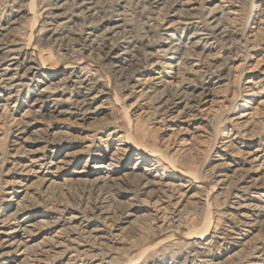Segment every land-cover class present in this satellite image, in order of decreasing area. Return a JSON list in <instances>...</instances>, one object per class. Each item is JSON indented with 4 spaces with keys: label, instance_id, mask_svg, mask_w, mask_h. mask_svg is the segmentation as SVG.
<instances>
[{
    "label": "rangeland",
    "instance_id": "374dc122",
    "mask_svg": "<svg viewBox=\"0 0 264 264\" xmlns=\"http://www.w3.org/2000/svg\"><path fill=\"white\" fill-rule=\"evenodd\" d=\"M184 1L177 13L188 24L181 26L171 17L173 0H102V15L121 13L129 33L117 41L116 53L129 52L120 63L130 78L123 84L101 54L77 44L59 49L43 38L46 11L65 4L69 16L70 0H0V57L24 65L34 59L52 70L70 65L98 81L95 99L80 110L72 107L75 89L45 72L0 88V222L16 203L45 218L48 225L33 241L38 254L44 251L40 264L62 262L53 256L60 252L57 232L60 243L87 260L74 264L98 258L106 264H264V0ZM81 24L75 21L72 31ZM213 24L226 31V40L209 30ZM176 42L187 47L182 60L170 59ZM13 62L0 68H15ZM45 90V99L32 103ZM129 140L154 151L144 165L161 176L160 191L130 177L140 155L123 152ZM114 152L117 159L110 160ZM33 157L53 162L51 184L23 169ZM98 165L113 172L114 185L93 183ZM216 174L225 181L220 189ZM23 189L25 195L14 194ZM70 217L79 218L71 227ZM207 227L206 240H185ZM0 264L15 263L3 256Z\"/></svg>",
    "mask_w": 264,
    "mask_h": 264
},
{
    "label": "bare ground",
    "instance_id": "6f19581e",
    "mask_svg": "<svg viewBox=\"0 0 264 264\" xmlns=\"http://www.w3.org/2000/svg\"><path fill=\"white\" fill-rule=\"evenodd\" d=\"M70 1H71L70 3L72 6V9H71L69 16H66L68 13H66V10L64 9L65 4L57 3V4H55V6L50 11H48V10L46 11L47 12V16H45L46 22H44V26L41 28V30L44 29L43 38L47 37V39H46L47 42L48 43H51V42L54 43L55 46L58 47L59 49L62 46L68 47L71 44L72 45L77 44L78 46H81L82 50H84V51L91 52V53L95 52L96 54H101L103 60L113 63L112 67L116 69V72H117L116 74L118 75L117 78L119 79V81H124L122 83L127 84L130 78H128L127 74L124 72V69L121 68L120 63L127 60V58H128L127 55L129 54V52L126 50V51H122L120 53H116L117 49L120 47L119 43L117 42L118 37L120 36V33L121 32H122L121 34H123L124 32L128 33V31H126V29H125L126 24L124 23V20L120 17V16H122V14L115 12L116 14L105 18L102 15L103 14L102 10L104 9L102 0H70ZM160 1H162V0H156L157 3H159ZM186 2L184 0H173V2H172L173 8L171 10V14H172L171 17L177 18L178 19L177 24H180L181 26L187 25L188 23H186V22L188 21V19H186V18L179 19L180 17L178 16L177 12L180 13L182 11H180V9H179V11H177V10H178V8H183L186 5ZM67 7H69V6H67ZM220 9H221V7H220ZM221 12H223V11H221ZM211 13H212V10H211ZM224 14H226V13H224ZM181 15L183 16L182 13H181ZM192 15H194V14H192ZM210 16L211 15H209V19H211ZM64 19H66L65 22L59 23V24L57 23V22L64 20ZM75 21H80L82 23L81 24L82 28H80V29L78 28V30L72 31L71 25L74 24ZM213 21H214V19H213ZM120 22H122V23H120ZM35 24L36 23H34V25L32 27L36 26ZM216 24H218V22ZM102 27H104L102 32L98 33V31L101 30L100 28H102ZM41 30H39V31H41ZM209 30H213L215 32L216 36L221 38L222 40H226L228 38L226 31L224 29H222L221 27H219L218 25L214 26V24H213V27L210 28ZM32 31H33V28L31 30L29 42L26 43V45L23 49V53H25L26 51L29 50L30 41L32 39L31 38ZM205 35L207 36V34H204V36ZM212 36H213V34H212ZM111 37H116V39H113L114 41L112 43H108ZM124 37H122L121 43L125 40ZM120 38L121 37H119V39ZM189 38H190L189 39L190 43L193 46L194 45L197 46L196 44H198V41H196V39H199V38L195 37L194 35H191V37H189ZM42 40L44 42V39H42ZM3 45L4 44L2 42H0V53H2L4 50V48H2ZM186 49H187V47L184 43L176 42L175 44H173V46L170 50V59L171 58H178V56L181 58V60L184 59ZM64 50L66 51V48H64ZM3 54L6 55L5 52ZM85 58L88 59V57H85ZM13 60H14V62L12 63V65L10 63V65L15 66V68H7V67L6 68H0V71H2L0 74V88L1 89H8V88H10V86L11 87L12 86H19V84L16 83L17 80H21L24 77L26 78L30 74L31 75H39V74H42L45 72V73H48V75H46V76L47 77L52 76L51 77L52 79H57V78L62 77L57 83H59V82H63L64 84L69 83L75 89V93H74L75 100L72 102V107L74 109L80 110L84 107H88L92 103V101L95 99V96H93V93L99 89L97 86L98 81H95L94 78L89 73H87V72L85 73L84 69L72 67L70 65H66V66L64 65L65 67H63L62 70H55V69L52 70L51 68L46 69V68H44L45 63H43V64L39 63L38 64L34 59H29L26 62V65H27L26 66L22 62H20L17 58L16 59L8 58V56L0 57V67L5 62H12ZM39 60H41V59H39ZM23 68H24V71H23L24 73L21 76H19L18 70L23 69ZM11 72L14 73L12 76H10ZM45 92H46V90L41 91V93H38L35 96H32L31 97L32 103L42 101L43 99H45L44 98ZM98 93L100 94V96H108V92H106L104 90H99ZM172 93H174V92H172ZM99 94H97V95H99ZM97 95H96V97H97ZM184 95L186 97V94H184ZM159 98H161L160 99L161 102L164 100L163 104L166 103L167 100H165V96H160ZM194 100H195V98H194ZM179 104H180V101L173 103V106H170V107H176ZM191 105L193 106V104H191ZM186 114L187 113H185L183 111V113L180 116V119L183 122H187L189 120L186 117V116H188ZM126 144L128 145V149L123 151L124 153H127L128 155H130L133 152H138L139 153L138 155H140L137 157V161L135 162V164L129 169L130 177L134 176L136 178L137 176H139V179H138V177L136 179L141 180V185H142V188H144V189H146V188H152L153 189L154 188L157 192L160 191L164 187L163 183L160 181L161 176L156 172L154 167H150L149 165H148L149 167H147L144 165L145 160H146L145 157L148 156V154L150 156L152 154V152H154V151L147 150V149L137 145L132 140L128 143L126 142ZM116 155H117V153H115V152L111 153L109 155V159L110 160L117 159ZM153 157H155V156H153ZM219 160H221V159H219ZM164 163L167 164L166 162H164ZM52 165H53V162H51V161L45 162V160L42 159L41 157H33L30 160H28V163L23 166V169H26L27 172L40 174V175L44 176L45 183L49 182L51 184L52 183V180H51V174L52 173L49 171V169L51 168ZM171 167H170V169H172ZM102 168H103V165H98V166L94 167L95 171L93 172V174H95L96 177L94 178L93 183H95L96 185L99 183H102L103 185H105V183H111L112 185H114L112 183V181L115 180V176H114L113 172L112 171H106V170L103 171ZM137 171H141V172H137ZM186 176L188 177L190 175H186ZM222 177L223 176L219 175V174L215 175V179H214L215 185L219 189L223 186V183L225 182ZM188 178L191 179L190 177H188ZM186 183H188V182H186ZM190 183L191 182L189 181V185H190ZM238 189H239V187H238ZM24 193H25V191L23 189V190L16 191V193H14V194L18 196V195H21ZM149 194H150V190H149ZM17 204L18 203L15 204L12 214L11 215L9 214L10 215V217L8 216L9 219L7 221L4 220V221L0 222L1 223V226H0V258L1 257L3 258V256H5V257H7L8 261L15 263V264L17 262H18V264H40V263H43L45 261L41 260L43 257L40 254H43L44 251L39 252V254H38L37 250H35V246L33 245V241H34L35 237L38 236L37 232L41 229V227L43 225L47 224V223H44L45 221L43 219H45V218L37 219L33 214H31V213L27 214V212H25V210H24V207L20 206V205L18 206ZM41 216H46V215L41 214ZM77 219L79 220V218H77V217H70V219H68V225H70V227H71V224L74 223V220H77ZM70 220H72V221H70ZM83 230L84 229L81 228V231L84 233ZM58 233L59 232L56 233L57 234L55 236L56 240L54 239V241H55V248L57 250H59L60 252L54 253L55 255H53V256H56V255L59 256L60 260H62V262H60L58 264H74L76 262L83 263L84 261H87V260H83V257H81L79 254H73V252H76V253H78V252L73 249L72 245L71 246H70V244L69 245H63L62 243H60L59 242L60 240L58 238L61 236V233H59V234ZM208 233H209V229L207 227L206 229L201 230V232L200 231H198L197 233L192 232V234L188 235V237L185 238V240H195V241L199 240L202 242V241L206 240V238L209 235ZM74 234H76V233H74ZM86 234H88V233H86ZM53 238H54V236H53ZM51 241H53V239ZM77 244H79V243H77ZM61 248H62V250H60ZM50 252H53V251H50ZM48 256H49V254H48ZM40 257H42V258H40ZM59 258H58V260H59ZM98 259L93 260V262H90L89 264H106L105 261L98 260ZM51 260L52 259H50V261Z\"/></svg>",
    "mask_w": 264,
    "mask_h": 264
}]
</instances>
